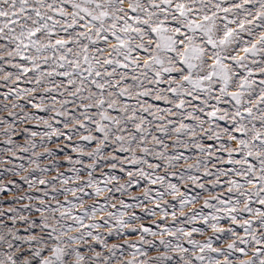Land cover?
<instances>
[{"label": "snow or ice", "instance_id": "obj_1", "mask_svg": "<svg viewBox=\"0 0 264 264\" xmlns=\"http://www.w3.org/2000/svg\"><path fill=\"white\" fill-rule=\"evenodd\" d=\"M0 264H264V0H0Z\"/></svg>", "mask_w": 264, "mask_h": 264}]
</instances>
